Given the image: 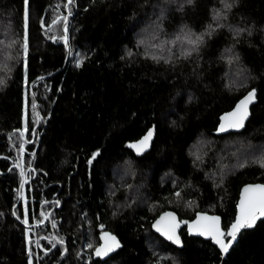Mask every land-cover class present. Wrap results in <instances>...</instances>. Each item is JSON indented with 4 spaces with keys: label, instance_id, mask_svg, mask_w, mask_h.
Returning a JSON list of instances; mask_svg holds the SVG:
<instances>
[{
    "label": "trees",
    "instance_id": "obj_1",
    "mask_svg": "<svg viewBox=\"0 0 264 264\" xmlns=\"http://www.w3.org/2000/svg\"><path fill=\"white\" fill-rule=\"evenodd\" d=\"M227 2L0 0V264H264V218L224 258L152 228L174 209L227 229L242 185L264 182V0ZM251 89L245 127L219 133ZM103 230L122 244L108 258Z\"/></svg>",
    "mask_w": 264,
    "mask_h": 264
},
{
    "label": "snow or ice",
    "instance_id": "obj_2",
    "mask_svg": "<svg viewBox=\"0 0 264 264\" xmlns=\"http://www.w3.org/2000/svg\"><path fill=\"white\" fill-rule=\"evenodd\" d=\"M28 0H25V4L27 5ZM226 9H230L232 7L231 3H228L227 0H224ZM72 0H68V4H71ZM184 3L193 4L194 0H184ZM183 4H181V8ZM28 13L25 12V20L27 21ZM215 19H220V16L217 14ZM222 25H217V27H221ZM212 26H209V31L203 33L201 35H195L189 33L187 43L191 46L185 51V55H191L192 52L197 51L198 47L201 43H203V36L204 35H211L212 34ZM65 31L67 28L65 27ZM244 31L243 29L236 30L237 35ZM250 34V33H249ZM194 37V38H193ZM65 43H67V38L65 37ZM24 48L25 51L27 50V37L24 38ZM155 58V57H154ZM255 97V90L250 92L240 103L237 105L236 109L233 113H231L232 119L229 117H225L224 119L228 121L227 124H222L220 126L219 131H227L229 128L239 129L244 126V120L248 116V105L253 101ZM23 135V133H21ZM153 135V131H149L147 135L139 141L138 144H133V147L138 154L142 152L144 148H146L151 140ZM93 155V159L95 158ZM264 166V162L262 165ZM23 175V172L21 173ZM245 197L240 203V216L236 220L234 224L231 225L230 229L225 233L222 232L218 227V218H213L212 223L204 226L201 230H199V234L201 235H211L212 239L215 243L220 247L222 253H228L229 249L233 247V245L238 242V238L241 234V231L245 228H251L254 226L255 222L259 219L264 217V186H257V187H246L244 189ZM202 219H209L208 217H202ZM27 222V221H25ZM199 224V222H197ZM55 227V225H53ZM160 230L159 228L157 229ZM169 240H173L175 243L179 244L180 240L179 237L175 235L174 228L169 229L164 232ZM103 239H105L106 243L105 246L102 248H97L95 250V254L97 256H103L107 252L111 251L113 247H118V242L116 241L114 236L110 234L106 235ZM111 241V243H108ZM91 247V245H89ZM29 253L31 254V250L29 249Z\"/></svg>",
    "mask_w": 264,
    "mask_h": 264
},
{
    "label": "water",
    "instance_id": "obj_3",
    "mask_svg": "<svg viewBox=\"0 0 264 264\" xmlns=\"http://www.w3.org/2000/svg\"><path fill=\"white\" fill-rule=\"evenodd\" d=\"M253 90L255 89H251L249 90L247 93H245L244 95H242L236 102L235 104L233 105L232 108L224 111L221 115H220V119H219V124H218V127H217V131L219 133H228V132H236V131H241L249 117H250V114H251V108L253 106V104L256 102L257 100V97H256V90H255V97L253 99V101L248 105V116L247 118L244 120V126L242 128H239V129H233V128H229L227 131H219L220 129V126L222 124H227L228 121H226L224 118L225 117H229V119H232L231 117V113L234 112V110L236 109L237 105L240 103V101H242L250 92H252ZM153 131V135L151 137V140L148 144V146L146 148H144L142 150V152L140 154H143L145 153L146 151H148L151 146H152V143H153V140L155 138V125L153 124L151 127H149V129L141 136L139 137L137 140H134L131 145L133 144H138L140 140H142L149 131ZM137 152V151H136ZM257 186H264V182H248V183H245L242 185L241 189H240V192H239V197H238V201H237V206H236V214H235V218L234 220L230 223V225L228 226L227 229H224L223 226H222V217L218 214V213H212V212H208V211H198L195 216L190 219V220H187V219H181L178 215V213L174 210V209H166L164 211H162L152 222V228L153 230L158 233L162 238H164L166 241L172 243L173 245L181 248L183 247L184 245V242H183V237L181 235V229L183 227H186L188 233L190 235H194V236H199V237H202L204 239H210L212 241V243H214L219 249L220 247L215 243V241L212 239L211 235H201L199 234V230H201L204 226H207L209 224L212 223V219L213 218H218V227L219 229L222 231V232H227L231 225L234 224L236 222V220L239 218L240 216V203L241 201L244 199L245 197V193H244V189L246 187H257ZM21 200V195H20V190H19V201ZM16 206V205H15ZM14 206V207H15ZM202 217H208L209 219L205 220V219H202ZM264 218V217H262ZM262 218H259V219H262ZM199 222V224L197 223ZM160 229L159 231L157 229ZM174 228V231H175V235L179 237V240H180V243L177 244L175 243L173 240H169L167 238V236L164 234L165 231L169 230V229H172ZM110 234L111 236H114L116 241L118 242V247H113L111 251L107 252L105 255L103 256H97L95 254V250L97 248H102L105 246V239H103L106 235ZM99 238H100V242L99 244L95 247L94 249V255L96 257H102V258H108L111 254H113L119 247H121V241L119 239V237L112 233L111 231L109 230H103L100 232V235H99ZM108 243H111V241H108ZM231 249V248H230ZM229 249V250H230ZM221 250V249H220ZM221 254H222V257L224 258L226 256L227 253H222L221 251Z\"/></svg>",
    "mask_w": 264,
    "mask_h": 264
},
{
    "label": "rangeland",
    "instance_id": "obj_4",
    "mask_svg": "<svg viewBox=\"0 0 264 264\" xmlns=\"http://www.w3.org/2000/svg\"><path fill=\"white\" fill-rule=\"evenodd\" d=\"M156 15V14H155ZM155 17V16H154ZM27 103L26 94H25V104ZM29 264H33V257L32 255L29 258Z\"/></svg>",
    "mask_w": 264,
    "mask_h": 264
}]
</instances>
